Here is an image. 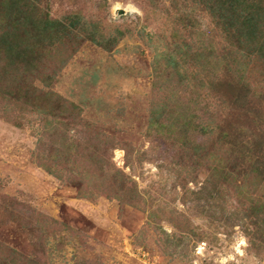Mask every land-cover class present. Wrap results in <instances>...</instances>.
<instances>
[{
    "label": "rangeland",
    "instance_id": "obj_1",
    "mask_svg": "<svg viewBox=\"0 0 264 264\" xmlns=\"http://www.w3.org/2000/svg\"><path fill=\"white\" fill-rule=\"evenodd\" d=\"M184 1L42 0L15 32L25 58L0 49L5 264H264V63L195 88L192 44L230 45Z\"/></svg>",
    "mask_w": 264,
    "mask_h": 264
},
{
    "label": "trees",
    "instance_id": "obj_2",
    "mask_svg": "<svg viewBox=\"0 0 264 264\" xmlns=\"http://www.w3.org/2000/svg\"><path fill=\"white\" fill-rule=\"evenodd\" d=\"M147 1L151 6L157 7L159 0ZM200 1L202 0H185L184 2L197 5ZM0 2L3 7L0 10V49L4 52L7 51L8 54L10 53L13 59L25 58V56H22L24 52L12 50L18 48V36H16L15 32L18 30V25L26 24L27 20L29 22L31 15L30 19L32 20L34 13H36L35 11H37V5L42 0H0ZM205 3L211 9V14L215 18L216 25L222 28L224 39H226L227 44L231 47L222 48L223 54L220 55L214 45H212L211 50H207L203 45L204 40L202 39H198L192 44L197 46V50H199L190 56L186 53L190 57L189 65L191 67L194 66L195 69L194 78L199 80V84L193 86L200 90L204 89L203 81L205 77L203 78V75L208 74L211 80L208 86V90L210 91L211 86L220 78L222 72H224V75L231 74L235 77L237 76L242 81L248 80L247 76L254 72L253 64H258L259 61L260 63H264V2L258 0H255V2L252 0H206ZM186 5L184 4L183 7H186ZM261 12L263 13L261 14ZM182 16L184 15L182 14ZM40 23L41 26L37 27V30H39V35L43 37H46L56 27L54 22L41 20ZM180 23H184V18L180 20ZM62 29L63 32L65 28ZM89 37L96 44L106 41L98 30L96 33H89ZM176 38L174 37L173 39V45L176 44ZM173 59L171 57L168 62L173 61ZM160 60H163L162 56L158 58L159 63ZM262 74L264 77V71ZM168 113L172 114L173 112ZM188 122H190L189 118ZM168 124L172 125L171 122ZM180 125H186V123ZM189 145L190 143L185 145V148H188ZM205 151L204 145L196 144L194 148L195 157L200 158L201 154ZM212 171L213 173H211V176L204 184L203 191L210 194L209 200L216 202L222 195L221 179L225 174L219 165L213 166ZM218 205L221 210L222 204ZM0 264H5V260L3 259L2 261V257H0ZM11 264H14V262Z\"/></svg>",
    "mask_w": 264,
    "mask_h": 264
},
{
    "label": "bare ground",
    "instance_id": "obj_3",
    "mask_svg": "<svg viewBox=\"0 0 264 264\" xmlns=\"http://www.w3.org/2000/svg\"><path fill=\"white\" fill-rule=\"evenodd\" d=\"M245 244V243H244Z\"/></svg>",
    "mask_w": 264,
    "mask_h": 264
}]
</instances>
